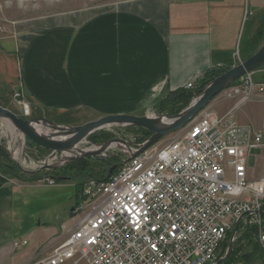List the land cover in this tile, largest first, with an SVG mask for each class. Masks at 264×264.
I'll use <instances>...</instances> for the list:
<instances>
[{"label": "built area", "instance_id": "obj_1", "mask_svg": "<svg viewBox=\"0 0 264 264\" xmlns=\"http://www.w3.org/2000/svg\"><path fill=\"white\" fill-rule=\"evenodd\" d=\"M225 92L239 105L263 93L264 82L248 73ZM140 148L130 147L108 179L84 181L73 209L80 218L30 264H217L230 233L234 243L252 230L263 253L255 264H264V155L259 175L249 167L254 150L264 153L263 132L239 124L232 111L205 108L179 138ZM43 181L56 184L49 175Z\"/></svg>", "mask_w": 264, "mask_h": 264}, {"label": "crops", "instance_id": "obj_2", "mask_svg": "<svg viewBox=\"0 0 264 264\" xmlns=\"http://www.w3.org/2000/svg\"><path fill=\"white\" fill-rule=\"evenodd\" d=\"M249 21L252 44L242 55ZM17 30V93L20 105L30 106V116L54 123V117L84 111L99 118L139 111L186 88L198 74L202 81L255 54L264 45V0H115L27 21ZM258 69L264 73V66ZM254 98L264 103V92ZM246 102L228 98L220 111H232L239 124L264 133V123L257 129L235 116ZM72 197L76 206L78 189ZM34 233L37 239L56 237V230ZM4 255L1 251L0 264Z\"/></svg>", "mask_w": 264, "mask_h": 264}, {"label": "rangeland", "instance_id": "obj_3", "mask_svg": "<svg viewBox=\"0 0 264 264\" xmlns=\"http://www.w3.org/2000/svg\"><path fill=\"white\" fill-rule=\"evenodd\" d=\"M113 1L115 0H0V106L11 110L23 119L32 118V116L22 113V105L16 96L20 89L21 79V51L17 39L19 25L22 26L24 22L34 19L60 14L67 9ZM250 30L251 22L249 21L245 27L242 41V55L247 43L252 44L248 38ZM228 69L230 67L213 70L202 81L195 82L194 88H184V94L177 89L171 91L174 92L173 95L170 92L157 97L151 104L139 111L118 115L176 116L185 110L215 78ZM260 70L256 69L253 74V79L256 82L264 81V73ZM201 90L202 92L198 94ZM225 90L215 97L206 108L219 115H226L222 112L224 111L223 107L220 106L222 101L228 99ZM22 114L23 116H21ZM106 116L114 115L102 117ZM235 116H243L250 124L259 129L264 123V103L260 99L252 97L236 110ZM102 117L94 118L90 113L81 111L69 114L67 117L52 119L56 121L54 123L57 125L79 126ZM191 122L177 131L163 136L149 148L159 149L168 142L179 138L186 133ZM153 136L152 131L140 126L112 124L88 135L77 144L78 148L75 147L65 152L53 151L30 141L8 119L0 118V151L6 153L5 156L4 154L2 156L0 152V160L13 164L12 166L17 171L16 175L9 176L0 171V252L4 251L6 254L4 255L6 256L4 264H30L31 258L38 254L46 244L59 240L61 238L59 236L64 232L63 225L66 223L67 226H71L80 218L71 216V208L75 207L72 194L74 190L78 189L73 184L77 185V182H83L88 178H98L110 174L111 169L117 168L127 158V150L115 145L96 156L70 158L77 153L76 151L92 149L94 146H100L113 139H123L126 141L124 144L128 147L137 148ZM262 155L264 153L261 150H254L249 160V167L254 170L256 176L261 169ZM4 157L5 159H3ZM258 161L259 163H257ZM47 163L60 167L42 170V167ZM70 163L73 165L66 171L69 176L68 180L56 181L55 185H48L43 181V178L50 172L54 173ZM65 184L72 185L67 187ZM38 230H50L51 232L56 230V237L50 239L41 236L37 239L34 232ZM247 232L237 233L233 248L234 244L241 240ZM25 239L28 241L27 245L13 246L16 241L22 242ZM247 243L245 240L236 243L235 246L243 248V251L238 252L239 256H242L244 252L252 251V243ZM237 262L246 264L241 259Z\"/></svg>", "mask_w": 264, "mask_h": 264}, {"label": "water", "instance_id": "obj_4", "mask_svg": "<svg viewBox=\"0 0 264 264\" xmlns=\"http://www.w3.org/2000/svg\"><path fill=\"white\" fill-rule=\"evenodd\" d=\"M264 65V45L252 56L245 61L240 62L238 65L231 67L223 74L215 78L204 91L194 99L190 105L176 116H166L170 120L165 126H159L157 120L153 117H142L136 115H114L102 117L98 120L88 122L79 126L71 125H57L46 118H30L23 119L11 110L0 106V118L8 119L23 135L30 141L36 143L39 146H43L53 151H68L77 146L78 143L83 141L88 135L94 131L101 129L105 126L112 124L119 125H136L148 129L154 133V136L144 143L138 152L148 149L150 146L158 142L160 138L166 136L178 129L184 127L191 122L200 112H202L215 97L221 92L231 86L235 81L248 73L254 72L256 69ZM33 119L37 121H45L54 130L60 131L65 135H70L68 138L56 140L52 137L45 136L37 132L32 126ZM126 143L123 139H113L107 143L101 144L100 150L85 151L78 156H72L70 158H79L87 156H96L107 150L111 143ZM130 148V147H129ZM60 167L58 165L47 164L42 167V170L56 169ZM116 168L111 169V175ZM65 179V178H62ZM236 228L234 230V233ZM233 233V235H234ZM233 250V240L229 242L228 251L225 256L219 260L217 264H223L231 255Z\"/></svg>", "mask_w": 264, "mask_h": 264}, {"label": "trees", "instance_id": "obj_5", "mask_svg": "<svg viewBox=\"0 0 264 264\" xmlns=\"http://www.w3.org/2000/svg\"><path fill=\"white\" fill-rule=\"evenodd\" d=\"M180 90V92H183L184 91V88H180L178 89ZM179 92V91H178ZM202 92L199 91L198 94H200ZM174 92H171L170 94L173 95ZM176 93V92H175ZM169 94V95H170ZM184 94V92H183ZM189 101V100H188ZM165 103V102H164ZM1 149V148H0ZM1 152V155L4 154V156L6 155V153L4 151H0ZM3 156V155H2ZM8 156V155H7ZM5 159V157L3 158ZM13 165V164H12ZM11 164H8L5 160L2 161L0 160V171L4 172L5 174H7L8 176L9 175H16L17 174V171L15 170V168L12 166ZM73 164L70 163L66 166H64L63 168L61 169H58L56 171H54V173H51L49 175H51L52 177H54L56 179L57 182H62L64 180H68L69 179V176L67 174L66 171H68L69 169H71ZM120 166V165H119ZM119 166H117V168H119ZM117 168L115 170H117ZM11 173H10V172ZM67 174V175H66ZM109 177V174H105V175H102L101 177H98L100 179H108ZM62 178H65V179H62ZM85 181V180H84ZM83 182H77V188L79 190V192L81 191V188L83 186ZM253 231V230H252ZM252 231H248L247 233H245L243 235V238L241 240H239L240 242H243L244 240L247 241L248 243H252L253 247H252V251L251 252H244L242 254V256H239L238 255V252L240 251H243V248L240 249V247L238 248L236 245V243H239L236 242L234 244V248H233V252L231 253V255L229 256V258L223 263V264H232L234 262H237L239 259H241V261H245L246 264H255L257 263L259 260H261V258L263 257V253L261 251V249L259 248L258 244L255 243L254 239H253V232ZM231 236V233L229 234L228 236V241L224 242V244L222 245V252H221V256H223L226 252V249H227V246H228V242H229V238ZM247 243V244H248ZM243 246V245H242Z\"/></svg>", "mask_w": 264, "mask_h": 264}, {"label": "bare ground", "instance_id": "obj_6", "mask_svg": "<svg viewBox=\"0 0 264 264\" xmlns=\"http://www.w3.org/2000/svg\"><path fill=\"white\" fill-rule=\"evenodd\" d=\"M153 118H155L159 124V126H165L166 124H168L170 122V120L166 117H159V116H154ZM31 126L39 133L45 135V136H49L52 137V139H56V140H61V139H65L68 138L70 135H65L64 133L60 132V131H56L54 129H52L47 122L45 121H37L35 119H33V121L31 122ZM119 146V147H123L124 150H129V147L124 144V143H111L109 148L115 147V146ZM95 147V148H94ZM92 147V149H82V150H78L76 151L77 153L73 156H78L80 154H83V152L85 151H92V150H100L101 146H94ZM75 148V147H74ZM76 148H78L76 146Z\"/></svg>", "mask_w": 264, "mask_h": 264}]
</instances>
